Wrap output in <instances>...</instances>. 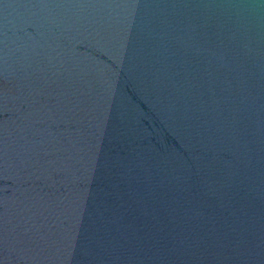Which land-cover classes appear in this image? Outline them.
Listing matches in <instances>:
<instances>
[{
    "label": "water",
    "instance_id": "95a60500",
    "mask_svg": "<svg viewBox=\"0 0 264 264\" xmlns=\"http://www.w3.org/2000/svg\"><path fill=\"white\" fill-rule=\"evenodd\" d=\"M0 264H264V0H0Z\"/></svg>",
    "mask_w": 264,
    "mask_h": 264
}]
</instances>
